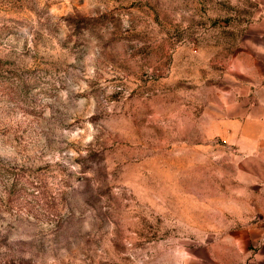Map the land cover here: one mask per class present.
Instances as JSON below:
<instances>
[{
  "label": "rangeland",
  "instance_id": "374dc122",
  "mask_svg": "<svg viewBox=\"0 0 264 264\" xmlns=\"http://www.w3.org/2000/svg\"><path fill=\"white\" fill-rule=\"evenodd\" d=\"M263 74L264 0H0V264H264Z\"/></svg>",
  "mask_w": 264,
  "mask_h": 264
},
{
  "label": "crops",
  "instance_id": "0c3cea01",
  "mask_svg": "<svg viewBox=\"0 0 264 264\" xmlns=\"http://www.w3.org/2000/svg\"><path fill=\"white\" fill-rule=\"evenodd\" d=\"M259 88L260 98L253 103V113L245 120L233 122L230 127L231 142L243 141L254 148L246 154V158L254 160H264V74Z\"/></svg>",
  "mask_w": 264,
  "mask_h": 264
}]
</instances>
